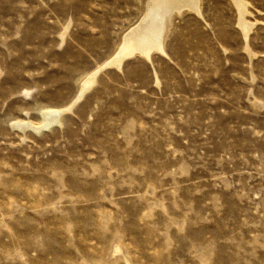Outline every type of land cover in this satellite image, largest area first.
Returning <instances> with one entry per match:
<instances>
[{"label":"rangeland","instance_id":"1","mask_svg":"<svg viewBox=\"0 0 264 264\" xmlns=\"http://www.w3.org/2000/svg\"><path fill=\"white\" fill-rule=\"evenodd\" d=\"M245 1L247 30L233 0L173 13L165 53L102 67L38 135L12 124L69 105L149 0H0V264H264V0Z\"/></svg>","mask_w":264,"mask_h":264},{"label":"bare ground","instance_id":"2","mask_svg":"<svg viewBox=\"0 0 264 264\" xmlns=\"http://www.w3.org/2000/svg\"><path fill=\"white\" fill-rule=\"evenodd\" d=\"M233 1L240 13L238 22L240 26L247 30L249 24L251 25V23H249L244 17L246 7L248 6L247 1ZM199 2L200 0H149L148 6H146V8L148 7V10L145 12V17L141 19L142 21L140 20L138 25L131 28L123 36L121 47L118 49L117 53L102 66L93 71L83 82H81L76 96L71 103H69V105L64 107H41L38 109L40 119L37 122L24 119L18 120L12 124L13 127L22 131L29 129L32 133L39 135L42 132L51 130L55 126L62 125L63 113L68 110L70 111L71 108L77 104L88 92V90L96 83L98 72L102 69V67H120L124 59L136 54L149 58L150 53L153 51L165 53L164 35L168 28L171 16L173 13L179 12L182 8H189L187 10L192 9L191 11L194 9L196 12H200Z\"/></svg>","mask_w":264,"mask_h":264}]
</instances>
